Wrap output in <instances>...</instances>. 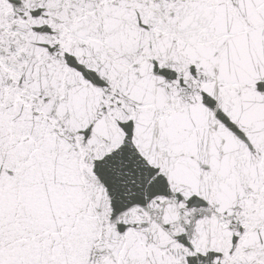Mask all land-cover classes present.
<instances>
[{"label": "snow or ice", "instance_id": "1", "mask_svg": "<svg viewBox=\"0 0 264 264\" xmlns=\"http://www.w3.org/2000/svg\"><path fill=\"white\" fill-rule=\"evenodd\" d=\"M0 264H264V0H0Z\"/></svg>", "mask_w": 264, "mask_h": 264}]
</instances>
